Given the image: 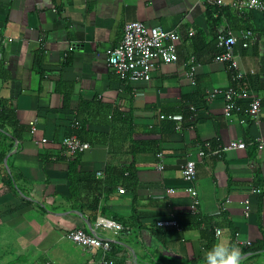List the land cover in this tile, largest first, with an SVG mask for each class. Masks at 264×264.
I'll list each match as a JSON object with an SVG mask.
<instances>
[{
	"label": "crops",
	"instance_id": "obj_1",
	"mask_svg": "<svg viewBox=\"0 0 264 264\" xmlns=\"http://www.w3.org/2000/svg\"><path fill=\"white\" fill-rule=\"evenodd\" d=\"M216 6L214 0H0V63L10 76L0 79V100L16 108L23 125L35 123L31 137L23 143L15 140L4 159L16 190L3 184L0 174L2 250L17 240L20 251L31 248L33 255H42L35 263L99 264V251L90 253L66 237L82 228L111 241L109 264H206L204 231H215L216 244L229 245L230 221L238 241L263 239L258 199L264 228V144L259 147L264 143V12L238 10L242 24L255 31L246 29L253 33L249 46L234 47L235 70L245 74L243 88L262 100L260 121L255 122L248 113L249 100H238L230 116L224 114L222 96L208 100V92L226 89L233 81L230 66L215 61L205 44L213 31L209 7ZM130 21L181 35L178 61L161 64L150 81L122 80L107 64L106 50L121 41ZM219 23L223 27L227 22L221 18ZM191 57L197 67L193 79L187 77ZM58 79L74 86L66 110L62 95L55 92ZM82 102L90 104L85 105L84 115L91 118L87 129L101 139L71 157L62 140L70 136V119ZM159 114H172L183 129L161 121ZM233 140H243L247 147L199 160L204 142L216 149ZM158 153L164 155L163 171L157 169ZM188 159L198 161L195 186L202 226L189 213L192 200L181 174ZM109 163L126 168L124 175L116 172L108 187L99 186L93 180L105 178ZM77 175L79 181L94 178L79 183ZM96 195L98 209L92 211ZM172 215L179 228L155 224ZM98 216L125 228L97 226ZM157 228L165 233L163 242ZM249 256L242 255L241 264H264V249L254 261Z\"/></svg>",
	"mask_w": 264,
	"mask_h": 264
},
{
	"label": "built area",
	"instance_id": "obj_2",
	"mask_svg": "<svg viewBox=\"0 0 264 264\" xmlns=\"http://www.w3.org/2000/svg\"><path fill=\"white\" fill-rule=\"evenodd\" d=\"M214 4L218 6L231 5L236 10L249 9L264 12V0H214ZM193 32L190 33V36ZM252 31L242 30L238 35L227 33L218 36L217 46L224 49L222 53L215 56V61L226 63L233 69H239V65L234 54V47L238 43H242L244 47L250 45ZM182 38L177 31H166L161 26H147L140 21L127 22L123 27V37L121 41L114 47L106 50L107 64L117 73L122 80L132 81H150L154 71L164 63H176L179 59V44ZM192 66L187 74V77L193 79L196 74V58L190 59ZM243 72L237 73V79L244 77ZM222 96L225 101L224 114L230 116L232 112L238 108V100H249L250 107L248 110L249 115L255 122L260 121V113L262 100L259 96L252 94L248 89H238L229 86L226 89L215 88L208 92V100L212 101L218 96ZM160 120H172L176 118L172 114H159ZM35 123L31 122V131H35ZM177 130H182V122L176 124ZM260 144V148H263ZM62 146L65 148V155L74 157L90 149V144L81 141L77 136L70 135L64 137ZM247 147V143L243 140H233L225 146L214 148L210 141L204 142L199 150L198 157L202 160L208 156H220L223 152L233 150H241ZM159 163L157 169L163 171L164 155L158 153ZM197 163L194 159H188L182 170V178L187 183L185 188L186 193L190 196L192 203L190 205V212L193 215L201 217L200 212V194L195 186ZM169 193H174V189H169ZM255 193H260V189L254 190ZM246 204L249 200L245 201ZM248 215V213H247ZM96 225L105 229H113L123 231L124 226L112 219L98 216L96 218ZM158 227H175L179 228V223L172 215L167 219H160L156 222ZM216 235H221V229H216ZM66 237L72 243L82 247L90 253L100 252L99 264H109L108 256L112 250V243L109 239L102 238L96 233H88L82 228L73 229L66 233ZM239 244L249 245L250 241H238ZM46 264H53L47 261Z\"/></svg>",
	"mask_w": 264,
	"mask_h": 264
},
{
	"label": "trees",
	"instance_id": "obj_3",
	"mask_svg": "<svg viewBox=\"0 0 264 264\" xmlns=\"http://www.w3.org/2000/svg\"><path fill=\"white\" fill-rule=\"evenodd\" d=\"M210 8L209 11V24H210V28H212L211 30V40L206 41L204 38V36L202 35V38H204L205 40V44L207 46H209V48H211V52H213V58H215V56L219 53H222L224 51V49H221L217 46L218 44V36L220 34H227V33H232L233 32H239L241 30H246V29H250L255 31V28L252 25H243L241 22V18L240 16H243V13H241L238 10H234L231 7H227V6H216L215 8ZM217 16V17H215ZM221 18H223L227 23L226 25H224L223 27L220 25V20ZM239 34V33H238ZM196 39V37H193L192 39H190V41H194ZM42 54L43 53H39L37 54L36 58L38 59V70L41 67L40 65L42 64ZM4 64L0 63V79L1 80H9L10 76L8 74L5 73V69L3 68ZM230 66V65H229ZM3 69V72H2ZM40 74L42 75L41 69H40ZM230 78L232 81V86L236 87L238 89H241L243 87H247L244 86V81L243 78L241 79H237V71L235 69H233L232 67H230ZM73 85L71 84H67L65 82H62L61 79H58V81L56 82L55 85V92L59 93L62 95L63 97V108L64 110H66L68 108V104L71 98V94L73 91ZM87 105H90L88 102H82L80 103V106L78 108V112L77 115L72 117L71 120V124L73 125L70 135L71 134H75L81 141L83 142H88L90 144H94L97 141L100 142L99 140L101 139V137H99L96 134L91 133V131H89L87 129V123L90 121V117H88V115H84L87 112L85 111V107ZM161 121H167V120H161ZM169 123H172L174 125V127H176V121H172V120H168ZM31 127H28L26 125H23L19 118H18V113L17 110L14 106H12V104L10 102H8L7 100H0V174L2 173V181L3 184L8 183V186L10 188H12L13 190L15 189V186L13 184V180H12V176L9 175L8 173V166L6 164H4V159L5 156L11 152L14 148H15V140L19 141L20 143H23L25 140H28L31 137ZM104 142V141H103ZM214 147V144H212ZM152 148H149V150H151ZM134 151V149H133ZM155 151H157V149H155ZM82 154V153H81ZM81 154H77V155H81ZM111 155V154H110ZM126 168L122 169V168H117V166L109 163L106 167L105 170V178L102 180H97L94 179L93 182H95L96 184H98L99 186H106L108 187L110 182V177L114 176L116 172H118L121 176L124 175ZM73 168L70 167L68 175H69V181H70V188L72 190V195L76 196L77 192L74 190V181L75 178H73V174H72ZM129 171V170H127ZM128 174H131L130 172H128ZM94 175H87L84 176L82 178L81 181H79V175H77V180L79 183L81 182H85L83 180H90L93 179ZM110 185H114L113 183H110ZM96 189V188H95ZM96 191V190H95ZM95 193H101V190L99 188H97V191ZM79 194H81V192H79ZM261 199L259 197L258 199V206H259V211H258V223H259V228L262 231V235H263V239L262 240H258L256 242H251L249 245H242L239 244L237 242V229L236 227L233 226V224L229 221L226 223V226H228V228L230 229V240H229V245H235L238 246L241 250V254L242 255H247L250 254L249 259H252L253 261L256 260L258 257H260V251L264 249V228L262 225H260V221H261ZM90 209L92 211H97L98 209V197L97 195L90 201ZM189 213L191 214V216L194 218V223L198 226H202V224L204 223L203 220V216H201L200 218L196 215H193L190 212L189 209ZM156 224V223H155ZM206 234L203 236L204 239L206 240V246L205 249L206 251L208 249H210L214 244H216V238H215V231H204ZM156 235L158 236V240H160L161 242H163L165 240L164 238V231L161 230V228H157L156 230ZM241 255V256H242ZM46 261H40L37 263H33V264H46Z\"/></svg>",
	"mask_w": 264,
	"mask_h": 264
},
{
	"label": "clouds",
	"instance_id": "obj_4",
	"mask_svg": "<svg viewBox=\"0 0 264 264\" xmlns=\"http://www.w3.org/2000/svg\"><path fill=\"white\" fill-rule=\"evenodd\" d=\"M241 255L238 246L220 242L207 250L205 261L206 264H241Z\"/></svg>",
	"mask_w": 264,
	"mask_h": 264
},
{
	"label": "rangeland",
	"instance_id": "obj_5",
	"mask_svg": "<svg viewBox=\"0 0 264 264\" xmlns=\"http://www.w3.org/2000/svg\"><path fill=\"white\" fill-rule=\"evenodd\" d=\"M27 226H31L28 224ZM16 241H8L5 244L6 248L1 249L0 246V264H33L42 256L41 254H34L33 250L30 248L27 252L20 251V248L17 247ZM1 244V241H0Z\"/></svg>",
	"mask_w": 264,
	"mask_h": 264
},
{
	"label": "water",
	"instance_id": "obj_6",
	"mask_svg": "<svg viewBox=\"0 0 264 264\" xmlns=\"http://www.w3.org/2000/svg\"><path fill=\"white\" fill-rule=\"evenodd\" d=\"M16 144H17V142H16Z\"/></svg>",
	"mask_w": 264,
	"mask_h": 264
}]
</instances>
